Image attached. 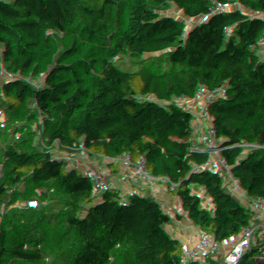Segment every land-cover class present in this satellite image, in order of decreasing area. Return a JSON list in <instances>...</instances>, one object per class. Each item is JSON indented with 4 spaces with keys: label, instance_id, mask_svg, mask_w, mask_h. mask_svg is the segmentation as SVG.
Instances as JSON below:
<instances>
[{
    "label": "trees",
    "instance_id": "trees-1",
    "mask_svg": "<svg viewBox=\"0 0 264 264\" xmlns=\"http://www.w3.org/2000/svg\"><path fill=\"white\" fill-rule=\"evenodd\" d=\"M149 3L66 0L63 19L30 24L0 16V188L17 165L32 169L0 215V264H150L153 245L133 231L182 217L184 229L166 239L174 264H264L256 259L264 149L254 147L263 130L256 116L215 96L195 67L205 49L237 48V69L264 82V0ZM68 36L93 57L91 67L79 71L67 58ZM158 53L185 69L150 76L147 55ZM24 74L40 85L9 86ZM67 75L75 81L56 98ZM255 95L264 119V99ZM54 111L64 130L48 140L42 123ZM161 116L192 140L147 161L119 146L131 136L148 151L167 147ZM202 140L250 149L226 158ZM224 162L234 187L228 196L213 180ZM121 193L127 199L119 202Z\"/></svg>",
    "mask_w": 264,
    "mask_h": 264
},
{
    "label": "built area",
    "instance_id": "built-area-1",
    "mask_svg": "<svg viewBox=\"0 0 264 264\" xmlns=\"http://www.w3.org/2000/svg\"><path fill=\"white\" fill-rule=\"evenodd\" d=\"M79 50L81 53H84L81 46H79ZM155 55H147L145 70L148 73L152 72L153 75H169L174 70H181L180 67L166 64L163 61V58ZM240 55L241 51L237 48L225 49L224 47H220L218 49H205L201 55V62L208 69V72L204 73L202 80L210 86L215 96L235 107L241 108L249 115L257 116L260 112V103L257 96L248 92L243 86H241L236 75V62ZM30 85L39 86L40 83L28 74H24L17 79L11 80L9 84L12 88H24ZM5 89V87H0V91ZM162 123L166 127L167 132L170 134L169 144L167 147L162 148V153H164L171 146L186 144L192 140V137L190 136L178 134L174 130V122L170 118L162 117ZM195 139L199 140L197 137H195ZM200 142L209 150H216L226 158L231 153L238 152L242 148H244L243 150L250 149L249 147H242L236 144H213L203 140ZM254 147L264 149V132L261 142L255 144ZM213 180L214 187L217 188L224 196H228L234 189V187L224 188L221 186L222 182H229V170L226 162L220 166ZM184 226V217L173 221L159 218L154 223L152 229L134 230L133 233L139 238L149 241L153 245V251L150 256V264H174L171 260L170 251L166 246V239L173 232L184 229ZM256 259L259 263H264V242H261L259 245V252Z\"/></svg>",
    "mask_w": 264,
    "mask_h": 264
},
{
    "label": "rangeland",
    "instance_id": "rangeland-1",
    "mask_svg": "<svg viewBox=\"0 0 264 264\" xmlns=\"http://www.w3.org/2000/svg\"><path fill=\"white\" fill-rule=\"evenodd\" d=\"M65 1L66 0H58V5H56L51 0H32L33 3L35 4L39 3L40 5L43 6L40 10H38L37 8L26 9L27 6L24 3L25 0H0V16H9L11 19H16L18 21L19 20L26 21L29 24L34 21L46 22V20L54 19L53 16H60V20H61L64 17L62 16V10L59 9V5L63 4V2ZM135 3L138 5L139 8L147 7L150 4L149 0H135ZM47 32H51V31H47ZM68 37H69L68 46L66 48L67 53L65 54L67 58L70 60L74 58L77 59L76 67L78 68L79 71L83 69L84 65L85 66L88 65L89 67H91V63L93 62V57L87 52L81 53L79 50L80 45L77 44L76 41L71 36ZM155 56H160L161 58H163V61L166 64H170L172 66L174 65L176 67H181L182 69H185L186 62L181 63L177 59H171L159 53ZM59 64L61 66H64V61L60 60ZM195 67H197L200 71L204 73L208 72V69L201 61H198ZM64 73H68V72L64 70ZM149 75L154 76L152 72H149ZM75 78L76 77L73 75H67L66 78L62 79L60 84V90L54 93L56 95V98H59V96L70 91V88L73 85ZM63 130L64 127L59 119V115L57 111H54L51 117L49 119L44 120L42 123V134L48 140H53L60 137ZM119 146L130 148L133 151L141 154L145 161H147V159H149L152 155L161 154L163 152L162 149L156 151L145 150L142 148L141 144L131 136H129L125 141L120 142ZM31 171L32 169L29 167L17 165V169L13 173H10L11 174L10 181H7L6 183H4V181H1V185L2 184L4 185H2V187L0 188V196L2 198V202L0 203V215H2L4 204L5 202H7L8 198L12 195L14 187L18 183V180L20 181L22 178L28 177L31 174ZM110 188H103V190L101 191L105 192L107 191V189ZM102 192H100L99 194H102ZM75 194H80L79 197L82 200H87V199L89 200V193L87 190L76 191ZM119 198H120L119 202H122L127 199L124 193H121Z\"/></svg>",
    "mask_w": 264,
    "mask_h": 264
},
{
    "label": "crops",
    "instance_id": "crops-1",
    "mask_svg": "<svg viewBox=\"0 0 264 264\" xmlns=\"http://www.w3.org/2000/svg\"><path fill=\"white\" fill-rule=\"evenodd\" d=\"M188 69L192 68V64H187ZM180 69H182L180 67ZM236 75L239 81H247L249 84V87L247 88V91L253 94H260L262 98L264 99V82H258L252 73V70H238L236 69ZM258 123V126L263 130L264 132V119L262 116L259 114L258 116L255 117ZM222 187H228L229 188V182H222L221 184Z\"/></svg>",
    "mask_w": 264,
    "mask_h": 264
}]
</instances>
